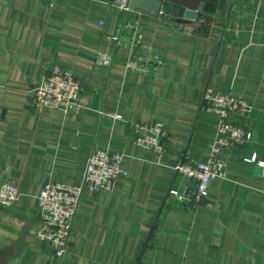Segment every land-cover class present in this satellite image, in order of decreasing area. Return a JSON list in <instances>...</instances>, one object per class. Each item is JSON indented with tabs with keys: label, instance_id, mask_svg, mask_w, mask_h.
<instances>
[{
	"label": "crops",
	"instance_id": "obj_1",
	"mask_svg": "<svg viewBox=\"0 0 264 264\" xmlns=\"http://www.w3.org/2000/svg\"><path fill=\"white\" fill-rule=\"evenodd\" d=\"M133 16L136 52L161 60L147 75L113 39ZM52 63L84 83L66 113L28 105ZM205 88L245 101L227 118L250 138L222 151L225 176L194 206L168 190L188 183L178 163L207 159L217 119L201 108ZM152 120L167 132L162 154L131 136L133 122ZM92 148L120 153V174L110 191H82L57 257L36 236V195L46 181L77 184ZM253 155L264 162V0H205L192 18L123 13L110 0H0V183L19 192L0 206V264H264V166L244 159Z\"/></svg>",
	"mask_w": 264,
	"mask_h": 264
},
{
	"label": "built area",
	"instance_id": "obj_2",
	"mask_svg": "<svg viewBox=\"0 0 264 264\" xmlns=\"http://www.w3.org/2000/svg\"><path fill=\"white\" fill-rule=\"evenodd\" d=\"M123 13L131 9L129 0H116ZM139 20L136 16L122 18L120 31L113 37L116 43L131 50L133 56L126 62L128 69L142 74H149L151 67L160 63L159 57L145 51L137 53ZM111 53L98 51L95 62L109 65ZM84 83L72 72L52 63L45 70L37 83L27 88L28 105L34 111L53 109L66 113L76 103L78 95L84 90ZM245 101L231 93L220 92L205 88L201 108L215 115L217 122L215 134L208 147V156L205 161L178 163L174 170L188 179L186 185L179 189L171 187L168 192L173 197L189 201L197 205L208 195L209 183L226 174V160L222 151L238 146L250 138L249 131L242 125L230 121L227 116L238 113L245 107ZM121 118L118 114H111ZM133 142L148 148L158 154L165 150L167 132L163 123L158 120L135 121L131 124ZM256 162L263 167L264 162L255 158V155L244 158ZM121 154L115 151L92 148L89 151L83 172L77 184L67 182L46 181L36 195V209L42 223L37 231V238L52 247L54 255L61 257L69 243L72 219L84 189L90 193L110 191L115 178L120 174ZM19 192L16 185L7 181L0 183V206L8 208L18 199Z\"/></svg>",
	"mask_w": 264,
	"mask_h": 264
},
{
	"label": "water",
	"instance_id": "obj_3",
	"mask_svg": "<svg viewBox=\"0 0 264 264\" xmlns=\"http://www.w3.org/2000/svg\"><path fill=\"white\" fill-rule=\"evenodd\" d=\"M204 2L205 0H129L132 7H138L152 13L160 12L184 18L194 17L196 11L203 8Z\"/></svg>",
	"mask_w": 264,
	"mask_h": 264
}]
</instances>
